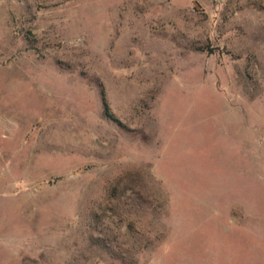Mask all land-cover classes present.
Instances as JSON below:
<instances>
[{
    "label": "rangeland",
    "instance_id": "rangeland-1",
    "mask_svg": "<svg viewBox=\"0 0 264 264\" xmlns=\"http://www.w3.org/2000/svg\"><path fill=\"white\" fill-rule=\"evenodd\" d=\"M0 264H264V0H0Z\"/></svg>",
    "mask_w": 264,
    "mask_h": 264
},
{
    "label": "trees",
    "instance_id": "trees-1",
    "mask_svg": "<svg viewBox=\"0 0 264 264\" xmlns=\"http://www.w3.org/2000/svg\"><path fill=\"white\" fill-rule=\"evenodd\" d=\"M102 102H103V108H104V115L107 119H110L111 121L118 122L117 118L112 114L109 101L107 99L106 93L103 90L102 93Z\"/></svg>",
    "mask_w": 264,
    "mask_h": 264
}]
</instances>
